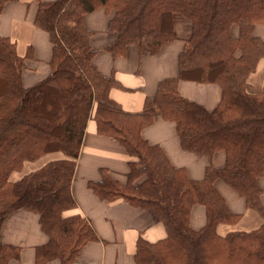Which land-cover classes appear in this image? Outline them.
Listing matches in <instances>:
<instances>
[{"label": "trees", "instance_id": "obj_1", "mask_svg": "<svg viewBox=\"0 0 264 264\" xmlns=\"http://www.w3.org/2000/svg\"><path fill=\"white\" fill-rule=\"evenodd\" d=\"M7 1L0 0V11ZM97 8L112 12L109 26L116 37L106 49L114 55L123 54L128 44L154 54L174 39L173 13L191 21V34L179 54V75L162 80L139 113L121 110L109 97L115 79L91 62V31L82 18ZM34 23L49 33L52 54L50 73L30 87L21 80L25 57L10 39L0 38V225L17 209L39 215L48 241L36 247L35 263L58 259L70 264L96 238L83 216L63 215L75 206L70 184L91 117L97 133L114 138L130 157L125 184L103 171L100 179L89 182L91 189L101 199L123 198L150 210L166 229L157 241L138 239L136 264H264V188L256 182L264 172V90L246 91L248 74L264 57V42L251 33L254 23H264V0H49L39 2ZM233 24L239 27L238 36L230 33ZM179 77L218 83L222 94L217 106L208 110L180 96ZM155 115L175 122L184 150L208 157L222 150L224 164L208 166L200 180L189 179L159 146L142 138L141 130ZM50 151L64 157L8 181L24 161ZM215 179L260 213L259 227L216 232L219 223H233L239 215L229 212ZM196 203L205 207L206 222L194 230L189 214ZM18 254V246L0 243V264Z\"/></svg>", "mask_w": 264, "mask_h": 264}, {"label": "crops", "instance_id": "obj_2", "mask_svg": "<svg viewBox=\"0 0 264 264\" xmlns=\"http://www.w3.org/2000/svg\"><path fill=\"white\" fill-rule=\"evenodd\" d=\"M40 1L49 0H9L0 11V38L10 39L15 44L16 53L25 57L21 74L24 87L41 81L51 70L52 43L49 33L34 23ZM111 15L112 12L104 8L83 15L82 23L91 31L88 43L95 51L91 62L99 73L115 79L117 84L110 89L109 97L121 110L131 114L139 113L145 100L157 93L162 80L179 75V54L191 34V21L179 12L173 13L171 28L174 39L162 45L154 54L140 53L135 45L128 44L123 54L114 55L106 49L116 37L109 26ZM230 33L238 36V25H231ZM251 33L264 42V23H254ZM263 90L264 57L258 60L255 69L246 78L248 93L259 94ZM177 91L183 98L208 110L217 106L222 94L218 83L201 82L190 77L178 78ZM141 136L149 144L159 146L170 164L183 168L191 180L202 179L208 166L219 167L225 162V152L222 150L209 157L184 150L175 122L161 115L154 116L152 122L141 130ZM63 157L61 151H50L36 159L26 160L20 168L9 174L8 181H17L48 161ZM129 159L126 149L119 142L97 133L95 122L90 117L85 125L70 184L75 206L64 211L63 215L83 216L88 220L96 238L85 243L70 264H136L134 254L138 239L154 242L166 235L164 225L150 210L138 208L123 198L101 199L89 186L90 181L100 179L103 171L125 184ZM256 182L264 188V172ZM213 185L224 198L229 212L239 215L233 223H219L216 226L218 234L250 231L260 226V213L248 208L242 196L221 179H215ZM260 203L264 208V192L260 196ZM205 222V207L194 204L190 209L189 226L197 230ZM47 241L48 236L41 229L39 215L34 211L17 209L0 225V243L19 247L18 257L11 259L9 264H36V247ZM44 264L61 262L52 259Z\"/></svg>", "mask_w": 264, "mask_h": 264}]
</instances>
